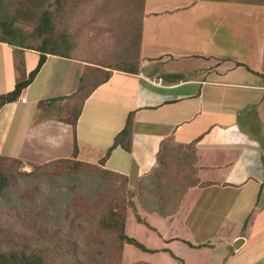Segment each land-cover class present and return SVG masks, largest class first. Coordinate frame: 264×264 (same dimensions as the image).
Instances as JSON below:
<instances>
[{"label": "crops", "instance_id": "crops-1", "mask_svg": "<svg viewBox=\"0 0 264 264\" xmlns=\"http://www.w3.org/2000/svg\"><path fill=\"white\" fill-rule=\"evenodd\" d=\"M153 12L144 7L138 71L112 68L77 116L71 105L84 62L47 53L0 107V152L42 162L70 156L76 140L77 158L97 163L132 112L130 150L114 147L102 165L166 189L168 208L146 210L149 225L138 222L161 239L144 251L165 252L169 261L143 264H264V38L184 37L147 20ZM38 56L0 41V93L26 78ZM45 104L55 105L45 111ZM45 142L65 143L66 151L46 150L38 160L36 145Z\"/></svg>", "mask_w": 264, "mask_h": 264}, {"label": "rangeland", "instance_id": "rangeland-1", "mask_svg": "<svg viewBox=\"0 0 264 264\" xmlns=\"http://www.w3.org/2000/svg\"><path fill=\"white\" fill-rule=\"evenodd\" d=\"M120 2L91 0L72 22L73 28L86 26L78 37V46L71 52L75 59L84 62L80 89L75 91L71 105L73 114L79 108L82 93L107 73V67L100 63L114 61L120 49L121 38L114 29L117 27L121 33L124 28L121 23L127 14ZM145 6L147 11H154L147 20L174 26L184 37L212 35L216 43L230 39L243 44L246 40L251 44L250 39L264 38V5L214 0H144ZM80 20L90 24H81ZM29 42L32 46L38 44L37 39ZM33 68L34 64L28 67L26 77ZM55 68L52 61L46 66L50 74ZM54 105L46 108L45 104V111H52ZM36 146L38 160L44 158L46 150L66 151L65 143L57 148L46 142ZM2 154L0 164L12 173L13 179L0 194V248L14 242V245L25 243L44 249L50 264H143V259L166 257L165 252H148L132 243H121L117 232L101 223L112 211L118 215L124 213L125 231L129 235L148 246L159 245L158 234L136 220V214L143 218L146 210L168 208L161 204L167 194L159 184L149 186L144 177L129 178L108 172L97 163L75 165L70 156L47 162H23L19 158L20 163ZM31 169V173L21 171Z\"/></svg>", "mask_w": 264, "mask_h": 264}, {"label": "trees", "instance_id": "trees-1", "mask_svg": "<svg viewBox=\"0 0 264 264\" xmlns=\"http://www.w3.org/2000/svg\"><path fill=\"white\" fill-rule=\"evenodd\" d=\"M121 1L120 5H122V7L124 6L125 10H127V14L125 15L126 18L124 22L122 21L121 23V26L124 28H121V33H119L120 29L117 27L114 29V32L118 36L119 40L121 38L120 49L118 53L115 54L114 61H104L100 63L101 65L106 66L108 71H106L107 73L103 78L93 84L90 89L82 93L83 97L86 96L89 91L100 82L106 80L112 68L128 72H137L139 69L141 61L140 44L144 0ZM214 1H230L264 5V0ZM89 2H91V0H0V41H5L9 44L20 47L34 48L39 54L37 63L29 72L28 77L17 81L12 89L0 93V107L3 103L14 100L20 94L21 89L31 81L39 70L47 53L73 57L71 52L76 46H78V37L81 35L86 26H83L81 29L73 28L72 22ZM134 19L136 20V23L133 22ZM80 22L81 24H90L89 22H83L81 20ZM31 39H37L38 44H36V46H32L29 42ZM87 61L96 64V61ZM80 105L75 113L76 116L80 110ZM131 136L132 112H129L123 127L115 133L112 143L107 147L104 155L99 158L97 164L108 172L121 174L103 167L102 164H104V161L114 147L121 146L126 150H130ZM77 149V143L76 140H74L70 158L73 159L75 165L94 164L92 162L78 159ZM1 156L6 159H17V161L21 163V160L14 156L3 154ZM21 171L23 173H31L33 169ZM12 179V173L0 164V194L8 187ZM109 214L110 216L108 218H103L101 223L105 226V228H113L117 232L118 239L121 243H132L143 250H157L147 247L143 242L139 241L136 237L129 235L125 231L126 219L124 213L118 215L116 211H112ZM136 218L138 221L149 225L145 219L140 217L139 214H136ZM189 244L194 245L190 242ZM8 245L10 246L3 245L5 249L0 248V264H50L46 260L47 253L44 249L42 250L35 248L34 246H27L25 243L14 245V242H12V244ZM171 254L174 255L173 252H171Z\"/></svg>", "mask_w": 264, "mask_h": 264}, {"label": "water", "instance_id": "water-1", "mask_svg": "<svg viewBox=\"0 0 264 264\" xmlns=\"http://www.w3.org/2000/svg\"><path fill=\"white\" fill-rule=\"evenodd\" d=\"M240 241H241V238L239 239ZM238 240V241H239ZM233 245L235 246V247H238V244L236 243V242H233Z\"/></svg>", "mask_w": 264, "mask_h": 264}, {"label": "built area", "instance_id": "built-area-1", "mask_svg": "<svg viewBox=\"0 0 264 264\" xmlns=\"http://www.w3.org/2000/svg\"><path fill=\"white\" fill-rule=\"evenodd\" d=\"M21 99H23V100H24V99H25V97H24V96H22V97H21Z\"/></svg>", "mask_w": 264, "mask_h": 264}]
</instances>
